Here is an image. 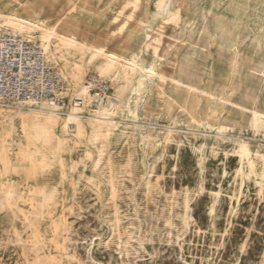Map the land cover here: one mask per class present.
I'll return each mask as SVG.
<instances>
[{"label":"rangeland","instance_id":"obj_1","mask_svg":"<svg viewBox=\"0 0 264 264\" xmlns=\"http://www.w3.org/2000/svg\"><path fill=\"white\" fill-rule=\"evenodd\" d=\"M0 31L107 86L0 105V264H264V0H0Z\"/></svg>","mask_w":264,"mask_h":264},{"label":"built area","instance_id":"obj_2","mask_svg":"<svg viewBox=\"0 0 264 264\" xmlns=\"http://www.w3.org/2000/svg\"><path fill=\"white\" fill-rule=\"evenodd\" d=\"M89 92L100 95L107 86L87 78ZM64 83L42 46L18 33L0 31V105L48 109L64 114L71 105L81 108L80 98L63 96Z\"/></svg>","mask_w":264,"mask_h":264},{"label":"bare ground","instance_id":"obj_3","mask_svg":"<svg viewBox=\"0 0 264 264\" xmlns=\"http://www.w3.org/2000/svg\"><path fill=\"white\" fill-rule=\"evenodd\" d=\"M32 23L29 22V20L27 19H24V18H18V17H11L9 18V20H7L6 22V25L12 27V28H17L18 30H26L27 31H33L34 28H37L38 25L37 24H34L31 25ZM5 25V27H6ZM30 26H33V28H31ZM9 27V28H10ZM17 30V31H18ZM51 35V33H49ZM29 35V33H28ZM45 49H48V45L46 44L45 45ZM110 59L113 60V57L110 56ZM177 84V83H176ZM88 88L87 87H84L83 89V101H91L93 104H95L96 108L98 109V111L102 110L104 111L106 108L102 107L101 104H100V99L99 98H96V97H90V94L87 90ZM105 94V93H104ZM103 99V98H102ZM85 103V102H84ZM86 105V104H85ZM84 105V106H85ZM83 106V107H84ZM89 106V105H88ZM87 108V107H86ZM30 110H33V109H30ZM40 110V109H39ZM79 111L77 112H71V113H68L66 116H67V121L70 122V121H74V120H80V119H83V118H87V119H90V120H95L96 122L100 123L102 120H104L103 118H100L99 116H89V117H86L85 115H83V112H82V109H78ZM87 110V109H86ZM35 111V109L33 110ZM42 113H46V114H49L51 116H63V114H59V113H55V112H52L48 109H41L40 110ZM93 112V111H91ZM95 113V112H94ZM90 115V114H89ZM46 121H54L52 117H47L46 118ZM26 122V121H25ZM27 124V123H26ZM23 125V124H22ZM27 128V127H26ZM29 128V127H28ZM25 130V129H24Z\"/></svg>","mask_w":264,"mask_h":264}]
</instances>
